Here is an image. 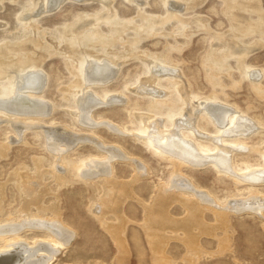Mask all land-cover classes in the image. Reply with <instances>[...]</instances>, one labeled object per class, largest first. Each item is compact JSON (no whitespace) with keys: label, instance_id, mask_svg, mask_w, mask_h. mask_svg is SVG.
<instances>
[{"label":"rangeland","instance_id":"rangeland-1","mask_svg":"<svg viewBox=\"0 0 264 264\" xmlns=\"http://www.w3.org/2000/svg\"><path fill=\"white\" fill-rule=\"evenodd\" d=\"M42 1L0 0V47H11L0 52V67H4L0 72V78L4 77L0 79V89L5 91L10 81L17 80L19 63L21 66L30 63L23 72L36 68L35 70L44 73L46 80L40 96L32 97L47 102L51 107L48 116L0 113V221L12 220L9 226L16 225L24 212L41 211L37 204L43 207L55 205L59 212L57 216L62 219L61 223L64 222L62 224L75 234L70 244L56 253L51 264H153V253L145 235L148 229L143 228V218L146 209L152 207L150 205L157 196L171 193L167 181L175 168L185 178L189 177V181L203 187V193L219 202L223 200V204L217 202L220 208H226L227 200H239L248 197L249 193L246 185L237 183L236 178L220 172L214 165L200 167L181 163L176 166L172 156L158 151L141 138L140 134L149 119L164 120V115L157 113H164L166 108L158 105L162 96L158 98L147 93L140 94L135 89L144 77L153 78L154 61H165L160 65L172 69V63L177 64L175 69H179V76L172 77L177 78V86L182 95L184 93L182 98L185 99L190 92H197L198 95L191 98L190 103L187 102V107L182 105L181 97L173 89L168 97L173 100V108L202 113L199 104L206 95L214 93L223 104L239 108L256 126L250 133L238 135L243 149L235 147L237 143H232L233 137L224 144L233 148L231 155L234 166L264 161V0H197L199 3L187 0L191 5L187 7V12H191L188 15L183 13L184 9H173L170 4L181 5L183 0H146L144 4L137 0L135 3L138 7L131 0H66L55 11L46 10ZM245 3L247 4L244 5ZM138 9L140 13H144L142 16L152 19L148 25H142ZM236 10L237 12H233ZM191 17L205 19V27L190 29L188 20L193 19ZM113 19L116 20L117 28L122 26V33L119 31V36L115 35L117 38L112 34L114 39L109 41L111 43L108 46L104 45L105 48L108 47L105 49L98 45L99 36H108L114 32L115 27L109 26ZM235 23L244 26V30L237 32L238 37L232 35V25ZM186 37L188 38L185 39ZM213 38L214 43H211ZM230 41H233L232 46L228 43ZM218 43L224 44L219 48L217 46L219 50L215 47ZM214 47L216 49L213 50ZM214 53L222 54L216 62L211 58ZM94 56L102 57L97 60L99 63L106 59L110 61V65L116 66L117 74L106 84H85L82 79L83 59L86 57L89 60ZM35 63L39 65L35 66ZM145 63H149V67ZM73 64L77 67L74 68ZM143 64L145 69H142ZM253 70L259 71V79L251 77ZM2 72H5L4 75ZM154 78L159 84V90L166 91L163 90V85H168L163 81L165 76L158 75ZM169 86L172 87L173 84L170 83L167 87ZM90 91L92 95L95 94L94 91H98L103 97L99 99L96 96L97 99L105 103L96 105L97 108L91 112L94 121L99 123L93 128H86L77 120V104L82 94H91ZM118 95L123 102H108ZM171 119L166 118L167 121ZM105 121H109L121 132L113 134L107 126L101 124ZM198 124L201 134L191 136L192 140L197 146L212 147L209 136L219 135L216 127L208 118L199 119ZM46 130H54L66 137H85L77 147L78 150L71 149L63 153L66 162L64 170L58 169L56 163L53 165L54 157L43 145ZM189 134L187 131L186 136ZM94 136L105 143L103 145L115 146L126 157L138 160L146 168L139 176L129 160L117 158L113 161V178L120 181L119 190L116 191L119 206L108 214H98L99 205L104 206L101 198L113 192L114 186L104 184L99 177L83 180L73 168L87 154H101L92 145L93 142H89L91 138L88 137ZM95 159L99 160V157ZM60 177L65 182L62 181L64 183L59 185L57 180ZM259 184L261 182L256 185L257 189L264 193V184ZM177 196V201L173 198L170 201L168 212L172 218L184 221L191 215L190 211L187 212L185 203L191 202L193 198L185 192ZM36 198L39 202L35 201ZM123 199L125 202L121 205L120 201ZM23 207L28 209L20 211ZM197 207L203 210L197 215L200 224L193 223L186 233L182 230L176 233L167 230L161 237L162 244L159 247H163L164 254L170 256L168 264H264V208L262 214H255L232 211L220 213L214 207ZM120 208L123 209L120 213L127 220L124 231L126 247L115 243L106 229V226L118 222L113 216ZM51 213V210L46 209L40 215L53 221L55 219L48 218ZM40 231L39 228H24L19 236L29 248L34 246L36 239L47 236ZM40 241L46 242L42 239ZM186 241L191 243L190 249H187ZM10 248L1 250L13 249Z\"/></svg>","mask_w":264,"mask_h":264},{"label":"bare ground","instance_id":"bare-ground-1","mask_svg":"<svg viewBox=\"0 0 264 264\" xmlns=\"http://www.w3.org/2000/svg\"><path fill=\"white\" fill-rule=\"evenodd\" d=\"M65 1L66 0H43L42 5L45 6L46 10L48 9L50 11H55ZM131 1L134 3L138 2L137 0H131ZM144 1H146V0H139L140 4H144L145 3ZM162 1H164V0H162ZM234 1H237V0H234ZM172 2H174V1H172ZM180 2H179V4H180ZM196 2L199 3V1H197V0H196ZM255 2H253V3H255ZM175 3H178V2H175ZM170 4L173 5V9H175V7H178L180 11H182L184 9L183 13L185 15H188L191 13V12L190 13L187 12V7L189 5V2H187V0H183V4H181V5H176L173 3H170ZM246 4L247 3H245L244 5H246ZM135 5L138 7L137 3H135ZM249 5H251V4H249ZM189 6H191V5H189ZM242 7H244V6H242ZM167 8H169V7H167ZM246 8H248V6ZM40 9H42V7ZM234 9H235V7H234ZM138 10H139V15H141V17H142V21H141L142 25L143 26L148 25L152 21V19H150L148 15H147L148 17L142 16V14H144V13H140V9H138ZM233 12H237V10L233 11ZM230 14H232V13H230ZM231 16L233 17V14ZM191 18H193V17H191ZM235 18H237V16ZM83 19H85V18H83ZM98 19H99V16H98ZM106 19H108V18H106ZM231 19H233V18H231ZM95 20H97V19H95ZM77 21H78V19H77ZM115 21L116 20H114L110 23L108 22L109 26L115 27L114 32H111L110 34H108V36L104 35L101 37V35H100L98 45H100L102 47H104V45L108 46V43H111L109 41L114 39V38H112L113 37L112 34H114V36L115 35L119 36V33H122L120 31L122 26H120L121 28L119 27L120 29L117 28L115 25ZM188 21L190 22V26L188 25L190 27V29H194V28H198V27H205V22H206L205 19L203 20L200 18H198V19L193 18V19H189ZM93 22H94V20H93ZM240 22H238V23H240ZM238 23H235L234 25L231 24L232 28H233L232 35L234 37H238L237 36V35H239V34H237L238 31L244 30L243 24H238ZM81 24H82V22H81ZM92 24L94 25V23H92ZM137 26L139 27V25H137ZM71 27H73V26H71ZM92 29H93V26H92ZM81 30H84V29H81ZM189 30H187V31H189ZM67 31H68V29H67ZM69 32H71V31H69ZM187 33L189 35V32H187ZM190 33H193V32H190ZM241 33H243V32H241ZM122 37H124V34ZM177 37H179V36H177ZM187 38L188 37H186L185 39H187ZM222 38H224V37H222ZM120 39H121V37H120ZM129 39H128V41H129ZM213 40H214V38L211 39L210 42L214 43ZM238 40H239V38H238ZM232 42L231 41L228 42L230 44V46L233 45ZM115 43H116V41H115ZM238 44H239V42H238ZM220 45L222 46L224 44L218 43V44H215V47L217 48V46H218V48H219ZM107 46H106V48L108 49ZM215 47L213 48V50L216 49ZM233 47H235V46H233ZM9 48H11V47L10 46H2V47H0V52L3 51V49L6 50ZM109 50H111V49H109ZM222 50H224V49H222ZM89 51H92V50H89ZM94 53L96 54V52H94ZM139 53H141V52H139ZM232 53H233V51L230 54H232ZM241 53H239V54H241ZM89 54H87V55L84 54V55H86V57H88ZM214 54L211 55V58L214 59L213 62H216L218 59H220L222 54L221 53H219L217 55L216 54L214 55ZM0 55L2 56V54H0ZM100 56H94L89 60L88 59L86 60L85 59L86 57L84 59L82 58L83 64H84L83 65L84 69L82 72V79L84 80L85 84L86 83L106 84L111 79H113L115 77V75L117 74V69H116L115 64H111L112 65L111 66L109 63L110 61H108L106 59H103L101 63H99L97 61V60H100L102 58ZM104 58H105V56H104ZM119 58H120V56H119ZM14 59H16V58H14ZM9 61H12V60H9ZM16 61L18 64V59ZM19 61H20V59H19ZM164 62L165 61H163V62L158 61V60L154 61V66L152 67V74L154 75V76L152 75L153 78L152 77H144L143 80L139 81L140 84L135 89L140 94L147 93L153 97L155 96L158 98H159V96H162L163 98L161 97V99L158 100V103H159L158 105H159V107H165L166 108L164 113H157L159 115H164V120L160 121V119H159V120L150 121V119L148 118L149 122L146 125L144 124L145 126H144V129L142 130V132L140 134L141 135L140 137L143 138L147 143H151L152 146L155 149H157L158 151L172 156L173 157V163L176 166L181 165V163H187V164H190L193 166H200V167L208 165V164L214 165L220 172L226 173V174L232 176L233 178H236L237 183H240L242 185H246L249 195H248V197H245V198L242 197L239 200L229 199V200H227L226 208H225V206H224V208H222V206L220 208L218 206L217 202H219V201L217 199L215 200V199H213L214 197L213 198L209 197V195H206L205 192L203 193V190H202L203 187L201 188V186H198L197 184L193 183V181H191V180L190 181L193 184L190 183V181L188 180L189 177H188V179H187V176L185 178V176H183L184 174H182L178 168H175V170L172 173V176L169 177V179L167 181V185H168L169 191H171V193L169 192L168 194H165V195L161 194V195L157 196L153 200V204L150 205V207L151 206L152 207L148 210L146 209V213H145L146 215L143 218L145 221L143 228L145 230L148 229L147 232L145 231L146 232L145 235L147 237V240H148L147 242L150 245L151 251L153 253V256H152L153 257V259H152L153 264H168L169 261H171L170 256L167 254H164L163 247H159L162 244V241L160 239L163 238L162 236L165 234V232L167 230H170L174 233H176L178 230H182L183 232L186 233L190 229L189 226H192L193 223L200 224L199 223L200 220L198 221V217H197V215L198 214L200 215V213H202V211H203L200 206L214 207V209L216 208L218 210V212H220V213H224L225 211H232L235 213L249 212V213H255V214L259 213L260 214L262 209L264 208V193L259 191L256 187V185L260 182H261V184H259V185L264 184V161H262L258 164L254 163V164H250V165H246V166L236 164V166H234L233 157L231 155L233 148H230V147H227V145H224L225 143H228L229 138L233 137L234 140L232 141V143H237V145L235 147L243 149V146L241 145L242 142L239 141L238 135L248 134L251 131H253L256 128V126L253 123V120H251V118L244 115V113L241 110H239V108L236 107V109H235V108L231 107L230 105H227V104L225 105V103L223 104L220 97L216 96L214 93H210L209 95H206L204 97V100L202 98L203 102L200 104L198 103L199 106L202 107L201 108L202 113H192L191 110H188L187 112H185L182 108H178V109L173 108V106H172L173 100L168 99V97L171 96L173 89L177 92V95L179 97H181V100H182L181 102H182V105H184V106H187L188 105L187 102H189L191 100V98H193L194 96H197L198 93L197 92H190V95H188V96L186 95L185 99H183L182 97H183L184 93L182 95V91H180V89H179L180 87L178 88V86H177L178 85V81H176L177 78H174V77L179 76V73H180V72L179 73L177 72L179 69L178 70L175 69L178 67V65L175 63H172V65L174 66V68L172 69L171 67L169 68V67H166L165 65H163V66L160 65V63L163 64ZM19 64H18L19 67L16 66L17 70H18V75H16L17 80L16 81H10L8 86H7V89L5 91H1V89H0V113L1 114L2 113H12V115L16 114V115H22V116H25V115L28 116L31 114H32V116L34 114L35 115L37 114V116L38 115L39 116L40 115L48 116V114L51 111L50 105L47 104V102L46 103L42 102L41 99L40 100L37 99V97H32L33 95L40 96L39 94L42 91V89L44 87V83L46 81L44 73H42V71L35 70L36 68L32 70L31 67H30V69H31L30 71H28L29 69H27L28 72H25V71L23 72V70L31 64L28 63V64H26V66H21V64L20 65ZM145 64H146V67H149V63H145ZM145 64H143L142 69H145V66H144ZM13 65L15 66V64H13ZM38 65H39V63H38ZM38 65L35 63V66H38ZM75 65H76V63H75ZM75 65H74V68L77 67V66L75 67ZM3 69H4V67H0V72ZM4 73L2 72L3 75H4ZM158 75L159 76H165L163 81L168 85L171 83V84H173V86L167 87L168 85H165V86L163 85V88H164L163 90H166V91L161 92L159 90V84H157L156 78H154L155 76H158ZM182 75L183 74H181V76ZM250 75L254 79H259V77H260L259 71H257V70L251 71ZM172 76H174V77H172ZM2 78L4 79V77H1L0 79H2ZM0 83H1V81H0ZM12 84H14V85H12ZM186 86H187V84H186ZM187 88L189 89V87H187ZM192 90H193V88H192ZM87 93L82 94V96L80 97L79 103L77 104L78 110H77L76 115H77V120H78L79 124L85 125L86 128L87 127L93 128L99 122L98 123L95 122L94 119L92 118V115H91L92 109L94 110L96 105L98 106V105L105 103V102H102L99 100L100 98L102 99L103 96L100 95L98 93V91H94V93L96 95L94 93H93L94 95H92L91 91H90L91 94H89V93L87 94ZM9 94H10V96H9ZM96 96L99 97V99H97ZM118 100L123 102V99L119 95L112 97L111 99L108 100V102L118 101ZM108 102H106V103H108ZM195 107H197V106H195ZM195 110H196V108H195ZM73 115H75V114H73ZM144 115H146V114H144ZM150 116H152V115H150ZM146 117H147V115H146ZM166 118H168V119L172 118V119L170 121H167ZM201 118H203L204 120H206L208 118L209 121L216 127V129H217L216 133H219V135H217V136H209V139L212 141V145H213L212 147L211 146H203V147L197 146L191 138V136H193V135L195 136L196 133L201 134V132L199 131V124L197 125V122H199V119H201ZM29 119H30V117H29ZM36 119H38V118H36ZM39 119L41 121H43L42 118H39ZM108 122L109 121H107V122L105 121L102 123L100 122V123L107 126V128L110 129L113 134H114V132H121L114 125H112L111 123H108ZM39 127H40V125H39ZM187 131L190 133L188 136H186ZM92 137H88L89 139L91 138L89 140V142L90 143L93 142L92 145L94 147H96L101 152V154H99V155L87 154L85 157L80 158L78 160V162H81V163L79 165H76V167H73V168L75 170H77L76 174L78 175V177H80L83 180L92 179L94 177H99V178H102V181L104 184L108 183V184L114 186V188L112 189L113 192L108 193L107 195H105L101 198L104 206L101 204L99 205L100 211L98 214H101L104 212H105V214H108L109 211H114L115 208L117 206H119V201L116 199L118 192H116V191L119 190L118 186H120L119 185L120 181H117L113 178V175H114L113 169H112L113 161L117 158H121L123 160H129L131 162V164L133 165L134 170L136 171V173L139 176L142 175L146 171V168H145V165L143 166L141 163H139L138 160H135L131 157L130 158L126 157L123 153H121L119 151L118 148L117 149L114 148L115 146L112 145L113 147H110L111 145H109V146L103 145L105 143L98 141L95 136H94L95 139ZM196 137H197V135H196ZM205 137H207V136H205ZM186 138H189V139H186ZM84 140H85V137H80V136L79 137L74 136L73 138L69 137V136L66 137L65 135L63 136V134L57 133L54 130H46L45 134H44L43 145L45 146L46 150L54 157L53 165H54V163H56L57 165H55V166L58 169L60 168L61 170H64L65 166H66V162L64 160L65 157H63V153H65L71 149L72 150L74 149L75 151L78 150L77 147ZM262 155L264 157V151H262ZM96 157H99L100 161L98 159H95ZM58 164H61V166L59 165L60 166L59 167ZM72 164H75V162L72 161ZM23 176H25V175H23ZM28 178L30 179L31 177L28 176ZM57 181L59 182V185H60V183L62 184L65 182V179L64 178L62 179L60 177V178H58ZM62 181H64V182H62ZM196 188H198V190ZM44 189L46 190V188H44ZM45 190H43V191H45ZM204 190L206 191V189H204ZM172 192H174V193H172ZM183 192H185L189 196H191L193 198V200H191V202L186 201V203H185V208H186V210L188 209L187 212L190 211L191 215L187 219H185L184 221H181L178 219H174V217L172 218L171 215H169L168 209L171 206L170 201H172V198L176 199V196L178 194H182ZM0 195H1V193H0ZM38 195H41V194L38 193ZM177 198H178V196H177ZM35 201L39 202V200L37 198L35 199ZM176 201H177V199H176ZM120 202H121V205H123L125 200L123 199ZM178 202H180V201H178ZM222 202H223V200H221V202H219V203L223 204ZM225 202H226V200H225ZM198 205H199L200 209L197 207ZM37 206H38V209H41V211H38L39 213L38 212L37 213L26 212V214H24L25 213L24 212L23 216L20 215L19 220L16 221L17 222L16 225L9 226L10 225L9 222H13L12 220H6L4 222L0 221V264H51L52 259L56 256V253L61 248L70 244V241L73 239L75 232L71 231L70 229L65 227V225L62 224L64 222L61 223L62 219H61V217L57 216V215H59V212H58L56 206L53 205L51 207H43V206H39V204H37ZM144 207H145V205H144ZM26 209H28V208L23 207L20 211H25ZM46 209L51 210V212H52L50 214L51 217H48V218H53L55 220L51 221L50 219H46V216L40 215V213ZM122 210L123 209L120 208L119 212L118 213L115 212V214L113 216V219L115 221H118V222L116 224L113 223L111 225L106 226V229L109 232L110 236L112 237V239L114 240L115 243L123 244L126 247L127 241H125L124 231L126 228V223H127L126 221L127 220H126V217L122 213H120V211H122ZM100 220L102 221V218H100ZM2 223H5V224H2ZM24 228H39V229H41L40 232H42L43 234L44 233L47 234V236L44 235V236H42L43 238H41L42 240H45L46 242H43V241L41 242L40 241L41 239L40 240L36 239L33 243V245H34L33 247H31V246H29V248L26 247L27 243H25V241H23V239L19 236L20 231L23 230ZM164 238H165V236H164ZM164 243L165 242L163 241V244ZM185 244L187 246V249H190L191 243L189 241H186ZM7 247H11L13 249L10 248L11 250L8 249V251L1 250L4 248H7ZM120 250H121V248H120ZM39 252H44V253H39ZM122 252H123V250H122ZM24 253H27V254L25 255ZM192 255H193V253H192ZM195 256H198V254H196ZM97 264H99V263H97Z\"/></svg>","mask_w":264,"mask_h":264}]
</instances>
